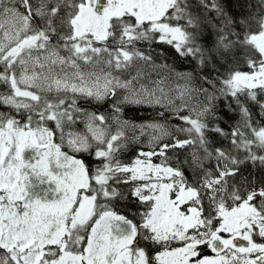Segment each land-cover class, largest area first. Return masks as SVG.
<instances>
[{
  "label": "snow or ice",
  "instance_id": "obj_1",
  "mask_svg": "<svg viewBox=\"0 0 264 264\" xmlns=\"http://www.w3.org/2000/svg\"><path fill=\"white\" fill-rule=\"evenodd\" d=\"M0 264H264V0H0Z\"/></svg>",
  "mask_w": 264,
  "mask_h": 264
}]
</instances>
